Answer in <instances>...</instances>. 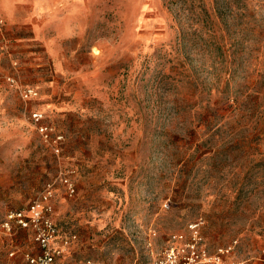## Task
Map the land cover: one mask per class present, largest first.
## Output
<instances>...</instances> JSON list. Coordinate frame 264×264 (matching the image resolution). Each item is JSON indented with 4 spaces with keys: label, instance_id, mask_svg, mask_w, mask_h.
<instances>
[{
    "label": "rangeland",
    "instance_id": "obj_1",
    "mask_svg": "<svg viewBox=\"0 0 264 264\" xmlns=\"http://www.w3.org/2000/svg\"><path fill=\"white\" fill-rule=\"evenodd\" d=\"M227 2L220 17L214 0H77L53 28L60 62L41 43L0 48V264L38 253L31 231L1 224L51 181L76 236L56 264H151L199 218L210 257L264 264V0ZM36 110L65 135L60 157Z\"/></svg>",
    "mask_w": 264,
    "mask_h": 264
},
{
    "label": "built area",
    "instance_id": "obj_2",
    "mask_svg": "<svg viewBox=\"0 0 264 264\" xmlns=\"http://www.w3.org/2000/svg\"><path fill=\"white\" fill-rule=\"evenodd\" d=\"M36 96L37 92L31 87L22 92L24 100L31 101ZM31 119L34 129L43 142L60 157L66 145L65 135L58 132L52 125L46 124L44 113L38 110L31 112ZM72 173L67 172L59 176L60 182L70 196L76 193V184L72 179ZM55 184L54 181L48 182L38 200L32 202L27 209L9 212L1 224L2 230L9 237H14L19 231L32 232L34 244L39 251L35 255L26 256L29 264H56L63 249L69 245L71 239L76 238V236H63L55 221ZM203 224L202 218L189 224L191 238L187 242L182 234H174L170 238L172 246L163 254L155 256L151 264H224L222 256L229 254L232 247L222 248L216 256L210 257L201 247L203 238L200 228ZM88 264L98 263L89 261Z\"/></svg>",
    "mask_w": 264,
    "mask_h": 264
},
{
    "label": "crops",
    "instance_id": "obj_3",
    "mask_svg": "<svg viewBox=\"0 0 264 264\" xmlns=\"http://www.w3.org/2000/svg\"><path fill=\"white\" fill-rule=\"evenodd\" d=\"M68 3L72 8L77 0ZM67 4L59 0H0V48L14 57V50L20 52L27 45L41 43L48 57L60 62L65 35L53 28L70 17Z\"/></svg>",
    "mask_w": 264,
    "mask_h": 264
},
{
    "label": "trees",
    "instance_id": "obj_4",
    "mask_svg": "<svg viewBox=\"0 0 264 264\" xmlns=\"http://www.w3.org/2000/svg\"><path fill=\"white\" fill-rule=\"evenodd\" d=\"M184 2H194V1H196V0H183ZM223 2L224 1V3L226 2V0H214V3H215V5H216V11H217V13L219 14V16L221 17V15H222V13H223V11H228V10H230V7H229V4H228V2H227V4H226V6L223 8H221V7H219V2ZM233 1V0H232ZM229 2H231V1H229ZM242 12H240L241 14L240 15H244V14H246V10L245 9H243V10H241Z\"/></svg>",
    "mask_w": 264,
    "mask_h": 264
}]
</instances>
